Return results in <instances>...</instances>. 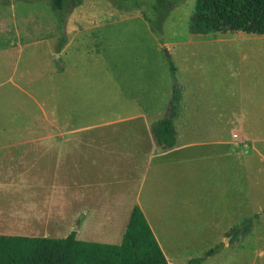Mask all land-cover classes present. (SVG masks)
Returning a JSON list of instances; mask_svg holds the SVG:
<instances>
[{
    "label": "rangeland",
    "instance_id": "374dc122",
    "mask_svg": "<svg viewBox=\"0 0 264 264\" xmlns=\"http://www.w3.org/2000/svg\"><path fill=\"white\" fill-rule=\"evenodd\" d=\"M153 1L82 0L61 20L47 0H0V177H76L80 167V177L113 182L105 187L111 195L121 187L118 181L129 179L126 199L136 202L146 128L151 133L152 124L164 117L176 80L183 89L180 115L190 114L189 126L198 129L190 138L206 137L213 122L227 127L228 138L233 128L243 131L246 143L237 144L241 193L234 201L222 197L213 204L220 212H236L239 223L250 218L251 224L209 256L203 255L216 245L171 251L189 253L185 263L203 257L200 264H264V35L189 33L195 0L172 8L156 33L145 19L153 17ZM176 126L187 131L179 120ZM76 139L83 141L79 161ZM199 180L197 191H207L209 183ZM193 202L210 205L196 197ZM66 212V222L50 227L48 236L62 237L69 226L76 232L75 205ZM146 216L154 228V214ZM123 219L118 212L104 225L92 221L77 237L119 243ZM198 223L190 221L192 227ZM41 228L35 224L32 231L41 234Z\"/></svg>",
    "mask_w": 264,
    "mask_h": 264
},
{
    "label": "crops",
    "instance_id": "0c3cea01",
    "mask_svg": "<svg viewBox=\"0 0 264 264\" xmlns=\"http://www.w3.org/2000/svg\"><path fill=\"white\" fill-rule=\"evenodd\" d=\"M190 118V114L180 115L177 111L173 119L175 141L170 147L157 143L152 132L146 128L147 140L139 150V174L136 177L141 178V187L146 180L149 182L144 198H141L143 192L139 186L136 202L126 199H130L125 194V183L128 184L129 179L118 181L121 187L111 195L105 187L113 182L102 177H80V167L76 170V177H0V234L48 236L50 227L55 229L66 222V215L69 214L66 211L71 210L74 204L75 214L78 213L80 221L76 232H72L79 239L78 234L87 228L88 223L100 221L104 225L111 221V215L118 212L124 215L122 225L125 229L131 209L137 205L169 264H186L190 257L189 253L174 255L172 246H214L224 243L231 237L227 235L228 230L240 220L233 210L220 212L213 203L222 197L225 201H234L237 193H241V186L237 184L241 180L240 175L237 176V163L241 167L242 155L241 150H237V144L245 145V138L243 131L234 128L230 130L231 137L228 138L227 127L220 123L216 126L215 122L205 129L209 131L206 137L190 138L189 132L198 131L190 127ZM177 120L187 131L178 130ZM79 143L83 141L76 139L77 160L84 156L79 150ZM128 156L133 158L132 153ZM132 164L133 161L129 166ZM228 166L231 168L228 169ZM131 176V173H126L124 177ZM195 179L209 183L207 191H197ZM194 197L200 199V203L202 199L204 203L209 201L210 205L200 207L198 202H193ZM146 213L154 214V228ZM56 214V220L48 219V216ZM190 221H198L200 227H192ZM35 224L42 227L41 234L32 231ZM70 230L69 226L62 237Z\"/></svg>",
    "mask_w": 264,
    "mask_h": 264
},
{
    "label": "trees",
    "instance_id": "16d2710c",
    "mask_svg": "<svg viewBox=\"0 0 264 264\" xmlns=\"http://www.w3.org/2000/svg\"><path fill=\"white\" fill-rule=\"evenodd\" d=\"M52 10L63 20L82 0H47ZM183 0H154L150 5L153 17L145 19L156 33L161 32L169 11ZM137 4V3H136ZM188 32L240 31L264 35V0H195L188 19ZM63 41V39H62ZM169 71L175 66L168 58ZM181 85L174 80L165 115L154 122L151 132L155 141L170 147L175 141V118ZM250 218L231 227L227 235H241L249 231ZM218 245L203 256L217 251ZM203 257L190 259L186 264L200 263ZM0 264H169L162 253L143 213L134 205L129 214L121 241L116 244L85 241L75 238L74 232L64 237L0 234Z\"/></svg>",
    "mask_w": 264,
    "mask_h": 264
},
{
    "label": "water",
    "instance_id": "95a60500",
    "mask_svg": "<svg viewBox=\"0 0 264 264\" xmlns=\"http://www.w3.org/2000/svg\"><path fill=\"white\" fill-rule=\"evenodd\" d=\"M164 53H165L166 56L168 55V52H167L166 48H164Z\"/></svg>",
    "mask_w": 264,
    "mask_h": 264
}]
</instances>
